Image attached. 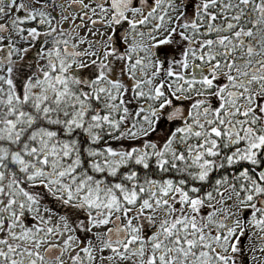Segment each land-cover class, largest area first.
Listing matches in <instances>:
<instances>
[{
    "label": "snow or ice",
    "instance_id": "1",
    "mask_svg": "<svg viewBox=\"0 0 264 264\" xmlns=\"http://www.w3.org/2000/svg\"><path fill=\"white\" fill-rule=\"evenodd\" d=\"M0 264H264V0H0Z\"/></svg>",
    "mask_w": 264,
    "mask_h": 264
}]
</instances>
